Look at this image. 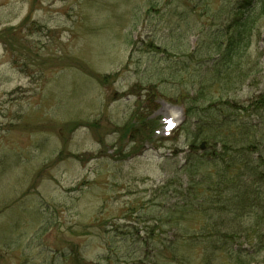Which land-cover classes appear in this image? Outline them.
Masks as SVG:
<instances>
[{"label": "rangeland", "instance_id": "rangeland-1", "mask_svg": "<svg viewBox=\"0 0 264 264\" xmlns=\"http://www.w3.org/2000/svg\"><path fill=\"white\" fill-rule=\"evenodd\" d=\"M235 2L0 0V264H123L131 237L150 232L159 248L196 232L187 216L180 232L164 218L192 187L189 159L210 148L197 122L223 105L258 125L264 170V14L228 83L206 51L191 57ZM201 247L181 249L193 251L183 264Z\"/></svg>", "mask_w": 264, "mask_h": 264}, {"label": "trees", "instance_id": "trees-1", "mask_svg": "<svg viewBox=\"0 0 264 264\" xmlns=\"http://www.w3.org/2000/svg\"><path fill=\"white\" fill-rule=\"evenodd\" d=\"M231 10L228 26L208 39L202 40L201 36L199 46L191 53L193 57L207 52L212 60V78L221 85L231 78L235 67L233 59L240 57L250 45L258 18L264 14V0H236ZM193 110L190 108L188 113L193 114ZM240 112L223 105L215 110L212 121L201 118L197 122L198 133L209 140L210 148L189 159L185 171L192 187L183 193L179 204L168 210L164 223L177 229L181 218L187 216L197 221L198 230L176 234L174 240L162 243L164 246L159 248L151 244L161 238L155 240L150 232L147 239L131 237L129 240L139 243L128 252V260L123 264H162L161 259L163 264H167L166 260L183 264L189 261L193 251L181 249L193 243L202 245L198 255L196 253L199 264H217L221 253L228 254L234 264H250L246 249L236 247L237 239L242 237L253 243L255 255L264 251V185H261L264 170L259 166L262 156H253L261 150V142L256 144L260 135L256 133L258 125H253L248 115L242 116ZM205 166L208 170L201 172ZM247 218L249 224H245ZM177 232L180 231L177 229ZM114 256L115 253L110 252L104 259L108 263L116 262Z\"/></svg>", "mask_w": 264, "mask_h": 264}, {"label": "bare ground", "instance_id": "bare-ground-1", "mask_svg": "<svg viewBox=\"0 0 264 264\" xmlns=\"http://www.w3.org/2000/svg\"><path fill=\"white\" fill-rule=\"evenodd\" d=\"M174 131H176V129Z\"/></svg>", "mask_w": 264, "mask_h": 264}, {"label": "water", "instance_id": "water-1", "mask_svg": "<svg viewBox=\"0 0 264 264\" xmlns=\"http://www.w3.org/2000/svg\"><path fill=\"white\" fill-rule=\"evenodd\" d=\"M202 147H203V144H202Z\"/></svg>", "mask_w": 264, "mask_h": 264}]
</instances>
